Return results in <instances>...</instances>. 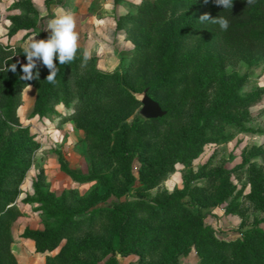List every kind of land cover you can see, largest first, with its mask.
Segmentation results:
<instances>
[{"label":"trees","instance_id":"obj_1","mask_svg":"<svg viewBox=\"0 0 264 264\" xmlns=\"http://www.w3.org/2000/svg\"><path fill=\"white\" fill-rule=\"evenodd\" d=\"M14 5L32 10L28 3ZM204 13L225 17L229 21L228 29L222 31L219 25L208 21L201 23L199 17ZM28 17H23L25 26L31 24ZM120 23L132 25L140 33L141 42L140 50L136 49L125 70L101 71L93 65L91 57L82 67L83 54L76 53V59L68 65L55 61L59 68L55 84L45 79L48 69L42 62H37L33 70L39 71L38 79H20L22 63L15 55L22 56L23 49L0 43V116L3 118L0 117L3 145L0 148V264H14L10 224L19 211L11 202L27 167L29 152L25 153L26 144L11 127L18 123L16 107L21 90L27 84L34 85L31 113L52 111L56 103L70 106L67 118L90 138L93 155L101 164L115 166L109 171L81 173L59 161V167L70 178L77 182L96 179L102 190L94 186L83 194L71 188L58 193L41 191L38 197L41 207L54 220L44 222L41 228L24 226L20 232L33 242L35 251H50L63 239L49 259L69 264L67 253L72 237L87 230L92 241L86 248L100 250L105 256L104 264H176V253L185 252L189 245L199 253L200 264H209V259L225 252L230 254L232 264H264V228L259 224L264 225V210L251 226L241 231L240 237L232 239H217L212 227L202 220L199 207L223 202L230 192L228 173L234 168L214 166L206 173L201 172L206 175L204 184L184 183L161 197L143 199L137 194L136 198L97 205L110 195L118 197L129 190L133 151L140 157L136 169L140 179L138 190L155 185L165 177L166 169H172L175 160H170L166 168L162 159L147 160V145L143 143L159 127H163L162 136L166 141L173 142L183 136L176 126L182 103L179 74L191 70L189 79L194 87L201 70L212 66L225 54L264 59V0H255L253 4L233 0L232 9H223L215 5L214 0L207 3L205 0H142ZM187 37H196L199 43L209 46L207 55L200 61L193 56L197 48L183 51ZM145 51L146 58H141ZM13 63L17 64L15 73L3 70L5 65ZM136 66L133 73L132 68ZM144 87L164 112L159 116L124 120L140 104L133 92ZM256 100L257 96H252L234 103L224 97L218 106L196 113L195 125L190 127L187 138L192 142L199 140L197 130L214 126L221 115L224 117L227 104L242 109ZM188 147L193 149L192 144ZM198 150L196 146L190 154L195 155ZM114 252L135 253L137 258L119 263Z\"/></svg>","mask_w":264,"mask_h":264},{"label":"rangeland","instance_id":"obj_2","mask_svg":"<svg viewBox=\"0 0 264 264\" xmlns=\"http://www.w3.org/2000/svg\"><path fill=\"white\" fill-rule=\"evenodd\" d=\"M15 3H28L32 10L28 11ZM136 3V0H0V43L23 49L29 37L46 39L50 34L49 22L62 12H70L78 33L77 53L88 51L93 65L101 71H123L128 67L136 49L140 50L138 44L141 42L140 33L132 25L119 22L134 10ZM24 16H29L27 19L31 24L24 25ZM194 48H197V52L193 56L198 61L209 50V46L199 43L196 37H187L183 51L190 52ZM146 55L147 51L141 58H146ZM15 57L22 64L26 63L24 54ZM216 62L201 70L194 87L189 79L191 70L177 76L182 88V103L176 126L182 130L183 136L173 142L166 141L162 136L163 127H159L143 143V146L147 145V160L162 159L165 168L170 160H175L172 169H166L165 177L155 185L138 190L136 186H139L140 179L136 169L140 157L133 151L130 160L132 176L127 183L130 185L129 190L118 197L110 195L97 205L109 204L117 199L136 198L137 194L143 199L161 197L173 187H181L184 183L204 184L206 175L201 172L206 173L214 166H222L234 168L228 173L229 194L222 203L199 207L203 222L212 227L214 236L217 239L238 238L241 231L251 226L263 213L264 59L262 56L238 57L225 54ZM137 68L133 67L132 72ZM140 92L134 91L133 94L138 98ZM252 96H257L255 103L242 109L226 102L224 117L221 115V119L212 127L207 125L198 129L199 140L192 142L187 138L190 127L195 125L197 112L218 106L224 97L236 103ZM33 97L34 85L27 84L21 90L16 107L18 123L11 127V131L26 144L25 153L29 152V156L17 193L11 202L19 214L11 220L10 250L14 264H60L49 258L63 239L52 250L37 252L33 242L20 235L24 226L41 228L44 222L54 220L41 207L38 198L40 192L49 190L58 193L71 188L77 194H83L94 186L102 190L96 179L77 182L70 178L59 167L60 160L67 167L81 173L90 170L109 171L115 166L112 163L105 166L96 159L89 146L90 138L72 119L67 118L71 112L70 106L56 103L52 111L31 113ZM137 109L124 120L140 118ZM1 142L0 148L3 146ZM189 144H192L193 149L199 146L195 155L190 154L193 149L188 147ZM222 204L228 209H224ZM259 224L264 228V225ZM91 241L92 237L87 230H81L72 237V246L67 253L69 264H104L105 256L100 250L86 248V244ZM114 256L119 263H128L137 258L135 253L122 255L114 252ZM175 260L176 264H200V255L193 245H189L185 252L176 253ZM209 260V264H232L228 252L219 253L218 257Z\"/></svg>","mask_w":264,"mask_h":264},{"label":"clouds","instance_id":"obj_3","mask_svg":"<svg viewBox=\"0 0 264 264\" xmlns=\"http://www.w3.org/2000/svg\"><path fill=\"white\" fill-rule=\"evenodd\" d=\"M137 4L142 3V0H136ZM207 3V0H205ZM255 0H247V4H253ZM214 4L222 6L223 9H232L233 0H214ZM199 20L203 22H211L219 25L222 31H226L229 27V21L223 16L212 17L208 13L200 15ZM75 20L70 12H62L52 19L48 24L49 35L46 39H36V36L29 37L23 47V54L26 58V63L20 65L22 75L20 79L31 81L39 78V71L34 72L37 68V62H42V65L48 69L46 80L50 84L56 83V76L59 65H68L76 59L78 51V33L75 31ZM90 59V53L85 51L81 66L84 67ZM4 71L17 70V64L13 63L5 65Z\"/></svg>","mask_w":264,"mask_h":264},{"label":"water","instance_id":"obj_4","mask_svg":"<svg viewBox=\"0 0 264 264\" xmlns=\"http://www.w3.org/2000/svg\"><path fill=\"white\" fill-rule=\"evenodd\" d=\"M138 99L140 101V105L137 111L141 116H159L164 112V109L160 107L158 102L146 93V87L141 90Z\"/></svg>","mask_w":264,"mask_h":264}]
</instances>
